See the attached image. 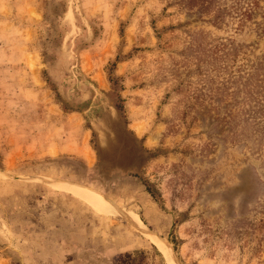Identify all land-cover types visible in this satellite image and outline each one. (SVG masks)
Returning a JSON list of instances; mask_svg holds the SVG:
<instances>
[{
	"label": "rangeland",
	"instance_id": "374dc122",
	"mask_svg": "<svg viewBox=\"0 0 264 264\" xmlns=\"http://www.w3.org/2000/svg\"><path fill=\"white\" fill-rule=\"evenodd\" d=\"M0 264H264V0H0Z\"/></svg>",
	"mask_w": 264,
	"mask_h": 264
},
{
	"label": "crops",
	"instance_id": "0c3cea01",
	"mask_svg": "<svg viewBox=\"0 0 264 264\" xmlns=\"http://www.w3.org/2000/svg\"><path fill=\"white\" fill-rule=\"evenodd\" d=\"M101 244H102V243H101ZM101 244H98L97 242H95V241L93 240V242H92L91 245H92V247H96V248L98 247V248H99V246H100ZM96 248H95V249H96ZM111 250H115V249H111ZM111 250H109V249L107 250V249H106V250H104V251H105L104 253H107V254H108Z\"/></svg>",
	"mask_w": 264,
	"mask_h": 264
},
{
	"label": "trees",
	"instance_id": "16d2710c",
	"mask_svg": "<svg viewBox=\"0 0 264 264\" xmlns=\"http://www.w3.org/2000/svg\"><path fill=\"white\" fill-rule=\"evenodd\" d=\"M112 245L110 244V246H106L107 248H111V249H115L116 247H111ZM130 258L129 254H125L121 259H128Z\"/></svg>",
	"mask_w": 264,
	"mask_h": 264
},
{
	"label": "bare ground",
	"instance_id": "6f19581e",
	"mask_svg": "<svg viewBox=\"0 0 264 264\" xmlns=\"http://www.w3.org/2000/svg\"><path fill=\"white\" fill-rule=\"evenodd\" d=\"M131 222H133V221H131ZM137 224H138V222H136ZM134 224V223H133ZM136 230H137V228L136 227H134ZM139 230H141V228H139Z\"/></svg>",
	"mask_w": 264,
	"mask_h": 264
}]
</instances>
